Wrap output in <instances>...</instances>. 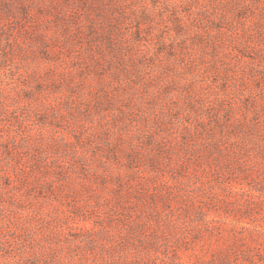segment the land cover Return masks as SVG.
Here are the masks:
<instances>
[{"label": "rangeland", "instance_id": "374dc122", "mask_svg": "<svg viewBox=\"0 0 264 264\" xmlns=\"http://www.w3.org/2000/svg\"><path fill=\"white\" fill-rule=\"evenodd\" d=\"M0 264H264V0H0Z\"/></svg>", "mask_w": 264, "mask_h": 264}]
</instances>
